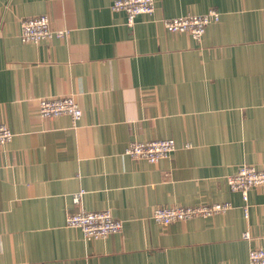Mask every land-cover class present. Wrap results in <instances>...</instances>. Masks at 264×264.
<instances>
[{
	"label": "crops",
	"instance_id": "crops-1",
	"mask_svg": "<svg viewBox=\"0 0 264 264\" xmlns=\"http://www.w3.org/2000/svg\"><path fill=\"white\" fill-rule=\"evenodd\" d=\"M116 0H0V264H249L264 248V187L245 200L227 178L264 169V0H155L133 26ZM221 13L198 42L162 19ZM66 30L20 40L22 18ZM73 96L83 110L43 118L38 99ZM173 139L156 164L132 141ZM83 192L80 204L75 194ZM232 208L164 226L160 206ZM109 210L121 233L85 241L67 217ZM250 234L245 239L244 234Z\"/></svg>",
	"mask_w": 264,
	"mask_h": 264
},
{
	"label": "built area",
	"instance_id": "built-area-1",
	"mask_svg": "<svg viewBox=\"0 0 264 264\" xmlns=\"http://www.w3.org/2000/svg\"><path fill=\"white\" fill-rule=\"evenodd\" d=\"M113 11H123L127 15V22L133 26L139 16H153L156 10L155 0H116ZM221 13L210 10L203 15H188L179 18L162 19L165 29L171 33H187L194 40L200 42L209 25L218 23ZM20 40L24 43L38 44L49 42L53 38H63L66 30H55L51 26L48 16L22 18L19 22ZM38 113L43 118H57L69 116L73 122H78L83 116V110L75 97L60 96L40 98ZM13 132L6 124H0V146L12 141ZM177 149L173 139H160L147 142L132 141L125 150V155L134 161H146L156 164L170 156ZM227 184L233 192H239L247 200L249 191L264 187V169L253 165H242L237 172L227 178ZM83 192L74 196V202L80 204ZM232 208L230 203L213 204L208 206H160L152 214V219L159 225H170L175 222H185L197 218H210L224 213ZM66 225L82 232L85 241L106 239L111 235L122 232L123 222L113 217L109 210L87 211L84 209L67 217ZM250 239V234H244ZM249 264H264V248L255 247L249 251Z\"/></svg>",
	"mask_w": 264,
	"mask_h": 264
}]
</instances>
